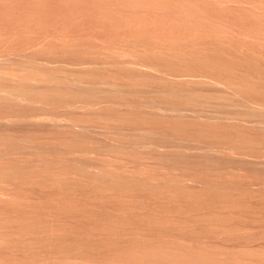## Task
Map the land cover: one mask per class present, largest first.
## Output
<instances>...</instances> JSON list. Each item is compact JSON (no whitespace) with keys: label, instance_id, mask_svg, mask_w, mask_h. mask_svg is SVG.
Listing matches in <instances>:
<instances>
[{"label":"rangeland","instance_id":"rangeland-1","mask_svg":"<svg viewBox=\"0 0 264 264\" xmlns=\"http://www.w3.org/2000/svg\"><path fill=\"white\" fill-rule=\"evenodd\" d=\"M0 264H264V0H0Z\"/></svg>","mask_w":264,"mask_h":264}]
</instances>
